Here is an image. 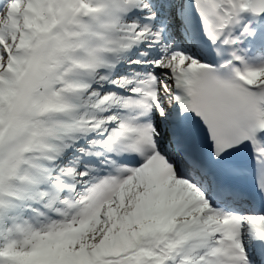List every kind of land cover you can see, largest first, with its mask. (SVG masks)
<instances>
[{"label": "snow or ice", "instance_id": "6c2138e0", "mask_svg": "<svg viewBox=\"0 0 264 264\" xmlns=\"http://www.w3.org/2000/svg\"><path fill=\"white\" fill-rule=\"evenodd\" d=\"M0 264H264V0H0Z\"/></svg>", "mask_w": 264, "mask_h": 264}]
</instances>
